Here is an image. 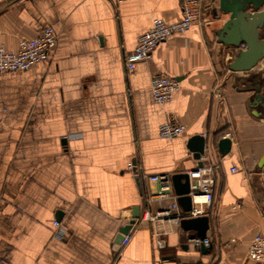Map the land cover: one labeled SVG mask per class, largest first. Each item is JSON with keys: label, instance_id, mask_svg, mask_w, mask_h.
Masks as SVG:
<instances>
[{"label": "crops", "instance_id": "obj_1", "mask_svg": "<svg viewBox=\"0 0 264 264\" xmlns=\"http://www.w3.org/2000/svg\"><path fill=\"white\" fill-rule=\"evenodd\" d=\"M181 16V0H0V46L16 51L46 26L59 37L44 60L0 75V264H253L251 241L264 233V109L252 107L251 88L264 61L231 71L240 49L217 35L230 15L203 0L201 21L129 70L126 55L155 19ZM156 74L179 81L170 101L153 98ZM168 121L185 131L162 138ZM197 134L218 162L214 201L203 204L210 245L167 222L159 247L146 212L169 201L152 197L160 185L149 176L198 165Z\"/></svg>", "mask_w": 264, "mask_h": 264}, {"label": "built area", "instance_id": "obj_2", "mask_svg": "<svg viewBox=\"0 0 264 264\" xmlns=\"http://www.w3.org/2000/svg\"><path fill=\"white\" fill-rule=\"evenodd\" d=\"M182 16L177 21H167L163 18L155 19L152 27L143 33L138 40L135 49L125 57L126 66L133 70L139 62L151 59L155 48L162 41L167 40L175 33L186 32L193 24L201 21L203 14V0H181ZM58 33L52 26H46L40 30L34 38H21L19 49L9 50L0 46V75L26 71L33 65L47 58L50 51L58 43ZM179 88V81L166 74H156L151 80L152 95L155 101L163 103L170 101ZM185 131L184 125L168 121L161 125L160 136L171 139ZM230 136V133L227 134ZM214 147L206 144L205 153L202 155L203 165H196L188 171L190 177V195L192 197V209L185 211L178 201L172 175L168 173L152 174L150 179L159 183L160 189L152 197L158 200L169 201L166 208L156 212H146V218L152 223V234L157 239L159 247L163 241L159 238L168 235L171 230L165 226L167 222L181 223L183 218L205 215L203 204L210 205L214 201V189L216 184V169L218 162L214 156ZM130 168L134 165L131 163ZM235 167L232 171H236ZM54 225L60 228V222L54 221ZM64 232L57 235L62 237ZM195 246L210 245V238L198 236L190 237ZM248 257L253 264H264V233H257L250 244ZM187 264H205L204 262H189Z\"/></svg>", "mask_w": 264, "mask_h": 264}, {"label": "water", "instance_id": "obj_3", "mask_svg": "<svg viewBox=\"0 0 264 264\" xmlns=\"http://www.w3.org/2000/svg\"><path fill=\"white\" fill-rule=\"evenodd\" d=\"M219 9L229 18L217 31L218 41L227 45L238 47L240 50L229 63L231 71H250L257 68L264 61V0H219ZM255 91L252 97V107L258 105L264 109V70L255 72L252 76ZM232 146V140L223 137L219 141V149L223 155L227 154ZM189 147L195 152L198 164L203 165L202 155L205 153L206 137L194 135L189 140ZM264 167V156L260 160ZM178 201L185 211L192 209L190 195V177L188 173H176L172 176ZM140 207H136L128 226L133 225L140 215ZM181 227L185 230H195L198 237L206 238L210 228V217L200 215L183 218ZM205 250V245H202Z\"/></svg>", "mask_w": 264, "mask_h": 264}]
</instances>
